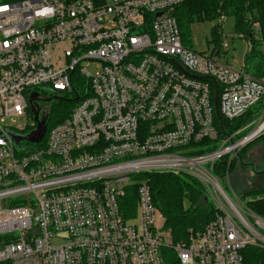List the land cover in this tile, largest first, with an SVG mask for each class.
<instances>
[{
	"label": "built area",
	"instance_id": "built-area-1",
	"mask_svg": "<svg viewBox=\"0 0 264 264\" xmlns=\"http://www.w3.org/2000/svg\"><path fill=\"white\" fill-rule=\"evenodd\" d=\"M185 1L0 0V264H245L242 250L264 249V217L214 175L264 133V78L184 46L174 12ZM35 91L77 102L45 142L17 144L12 133L37 126ZM259 103L221 137L216 114L235 120ZM160 170L202 182L216 209L203 230L175 242L148 181L126 185Z\"/></svg>",
	"mask_w": 264,
	"mask_h": 264
},
{
	"label": "trees",
	"instance_id": "trees-1",
	"mask_svg": "<svg viewBox=\"0 0 264 264\" xmlns=\"http://www.w3.org/2000/svg\"><path fill=\"white\" fill-rule=\"evenodd\" d=\"M175 17L178 19L179 29L184 46L191 47L192 39L191 24L196 20L206 18H219L223 15H232L236 18V31L243 35L247 43L251 45L250 50L245 55L244 68L246 72L253 75L256 79L264 78V0H189L175 9ZM214 35L215 47L214 54H220L223 49V38H228L223 32V25L215 26L212 30ZM216 88V83H213ZM216 89L213 95H215ZM220 92V91H219ZM76 98L64 95L50 105V118L48 128L57 125L58 122L70 116L76 105ZM259 103L253 109L245 113L242 117L235 120H226L221 114L215 115V124L221 137L236 133L246 124L255 118V114L261 109ZM251 128V127H250ZM247 128L234 138L240 139L250 132ZM264 138V136H262ZM46 139H44L45 142ZM44 142L37 146L44 145ZM30 145L31 142H25ZM207 144L212 148L217 147V142L208 139L202 140L200 145ZM208 149H202L200 153ZM209 151V150H208ZM245 151L241 150L237 157L232 159L229 156L221 157L216 167L214 175L221 181L236 168V163L246 165L248 158ZM246 159L244 160V158ZM260 176L259 186L251 188L242 193L241 197L247 200L248 207L260 217H264V170L257 173ZM135 178L148 181L153 193L154 204L162 211L166 219V228L171 230L174 241H179L188 237L190 228L196 231L204 229V226L214 219L216 209L207 190L200 180L193 176H188L177 172H156L146 171L134 175ZM137 187L127 188L128 195L126 201H131L134 206L137 199ZM131 210L126 211L127 216H132ZM135 210V206H134ZM245 264H264V249L249 245L242 250Z\"/></svg>",
	"mask_w": 264,
	"mask_h": 264
},
{
	"label": "rangeland",
	"instance_id": "rangeland-1",
	"mask_svg": "<svg viewBox=\"0 0 264 264\" xmlns=\"http://www.w3.org/2000/svg\"><path fill=\"white\" fill-rule=\"evenodd\" d=\"M227 21L224 22L223 32L227 37H229L230 43L228 48L222 49L220 54H216L218 60L222 63H230L235 68H242L245 63V55L248 52V45L246 39L236 31V18L232 15H227ZM221 19L219 18H206L205 16L202 19L196 20L191 24V39H192V46L191 48L197 52H204L209 54L214 50V35H213V28L215 26H221ZM89 69L93 70V66H89ZM58 101V100H57ZM51 104H47L43 107L44 109H50ZM33 118L28 119L30 123L29 127H32L35 122ZM6 123L9 126L21 125L23 129L26 128V119L21 118V120L8 118ZM5 123V124H6ZM257 126L254 125L250 128V132ZM31 128L25 132V134L30 133ZM264 133H261L259 136L251 139L245 146L241 149L245 151L242 153L243 155L246 154L244 158L245 164L236 163V168L232 171L230 177V184L233 189L237 192L238 195H242V193L250 190L251 188H256L259 186L260 176L257 173L264 170ZM25 144V143H24ZM26 145V144H25ZM240 150V151H241ZM237 157V156H235ZM231 159V157H229ZM151 172V171H149ZM156 172H173V171H165L160 170ZM176 172V171H175ZM178 173V172H177ZM145 179L137 178L131 181H127L126 185L132 184H140ZM224 185L226 184V178L224 181H221Z\"/></svg>",
	"mask_w": 264,
	"mask_h": 264
},
{
	"label": "water",
	"instance_id": "water-1",
	"mask_svg": "<svg viewBox=\"0 0 264 264\" xmlns=\"http://www.w3.org/2000/svg\"><path fill=\"white\" fill-rule=\"evenodd\" d=\"M30 97V104L32 108V113L34 114V120L37 122V126L30 131L28 134H15L12 133V136L17 144H20L21 142H31V143H40L44 140V136L47 132L48 128V118L49 114H45L43 117H40V108L37 104V101H45V102H51L53 99H62V97H46L41 99L39 97V94L36 92H32ZM217 106L218 102L216 100Z\"/></svg>",
	"mask_w": 264,
	"mask_h": 264
},
{
	"label": "flooded vegetation",
	"instance_id": "flooded-vegetation-1",
	"mask_svg": "<svg viewBox=\"0 0 264 264\" xmlns=\"http://www.w3.org/2000/svg\"><path fill=\"white\" fill-rule=\"evenodd\" d=\"M36 92V91H35ZM36 93H38V92H36ZM39 94V93H38ZM39 97L41 98V99H43V98H45L46 96H42L41 94H39ZM49 98H52V97H54V96H48ZM55 101H57L56 99H53L51 102H45V101H37V104H38V106H39V108L40 109H42V107L45 105H47V104H51V103H53V102H55Z\"/></svg>",
	"mask_w": 264,
	"mask_h": 264
},
{
	"label": "crops",
	"instance_id": "crops-1",
	"mask_svg": "<svg viewBox=\"0 0 264 264\" xmlns=\"http://www.w3.org/2000/svg\"><path fill=\"white\" fill-rule=\"evenodd\" d=\"M228 18V17H227ZM227 18H226V20L225 21H227ZM223 27H224V22H223ZM248 44V43H247ZM248 51H249V48H248Z\"/></svg>",
	"mask_w": 264,
	"mask_h": 264
}]
</instances>
